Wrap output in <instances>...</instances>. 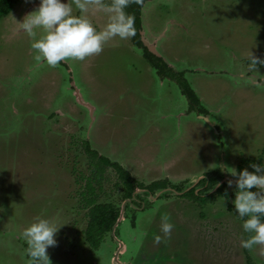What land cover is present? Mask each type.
<instances>
[{"label": "rangeland", "instance_id": "obj_1", "mask_svg": "<svg viewBox=\"0 0 264 264\" xmlns=\"http://www.w3.org/2000/svg\"><path fill=\"white\" fill-rule=\"evenodd\" d=\"M37 4L15 0L0 18V264H26L20 232L35 216L62 224L46 249L50 264H264L239 245L234 185L225 183L234 179L230 168L264 163V0L142 4V39L183 73L198 97L193 109L130 38L113 37L98 54L55 67L35 61L30 44L42 29L35 37L16 29ZM87 15L97 30L107 21L95 8ZM83 141L140 182L166 179L181 189L155 196L135 188L124 198L106 166L100 189L93 183L96 199L120 217L90 248L82 233L80 193L91 177ZM209 175L218 180L204 189L198 180ZM190 187L192 196L184 193ZM163 213L173 229L156 243Z\"/></svg>", "mask_w": 264, "mask_h": 264}, {"label": "clouds", "instance_id": "obj_2", "mask_svg": "<svg viewBox=\"0 0 264 264\" xmlns=\"http://www.w3.org/2000/svg\"><path fill=\"white\" fill-rule=\"evenodd\" d=\"M132 0H38V4L27 13L18 24L17 31L35 37V29H42V35L32 40L33 59L43 61L49 67L67 58L83 60L98 54L103 44L113 37L120 39L135 35L134 16L125 11ZM139 2V0H137ZM73 5L79 14H74ZM90 8L107 13L104 27L97 30L87 13ZM249 68L257 63L255 57L248 54ZM259 63L264 64V59ZM251 168L252 171H249ZM248 168L238 172L230 168L231 177L225 181L228 187L234 185V199L231 201L234 213L241 222L240 247L255 249L264 256V163H249ZM218 186V185H217ZM216 186V188H217ZM253 189V190H250ZM62 224L52 219L35 216L20 232L24 242L26 264H50L46 249L55 246L54 234ZM160 234L154 241L166 240L173 224L167 213L160 216Z\"/></svg>", "mask_w": 264, "mask_h": 264}, {"label": "trees", "instance_id": "obj_3", "mask_svg": "<svg viewBox=\"0 0 264 264\" xmlns=\"http://www.w3.org/2000/svg\"><path fill=\"white\" fill-rule=\"evenodd\" d=\"M144 1L145 0H139V2H137V0H132V2H130L127 8L125 9L126 12L132 14L135 18L134 25L136 28V33L134 36L130 37V39L136 45L143 49V56L145 57L147 62L155 68L158 75L168 76L170 79L174 80V82L178 85L180 92L188 99L189 108L193 109L197 105H199L198 97L195 91L190 87L183 73L181 71L174 70L162 59V57L149 51L147 46L144 45L141 40L140 30L142 29L140 10ZM14 2L15 0H0V18L10 12ZM106 2H109V0H106ZM198 111H204V108L199 106ZM83 147L84 150L91 157V160L89 161L91 177L87 178L83 186V192L80 193L82 197L81 206L84 207L86 210V223L82 233L85 241L87 242L90 248L96 249L100 245V243L103 241L104 235L111 230L112 225L118 217V210L110 201L100 202L96 199L97 194L95 192L93 183H97L98 189H100L101 178L103 176V171L105 170L106 166H110L116 173L118 182L114 183V185L121 186V192L124 198L131 197V193L134 191L135 188L144 189L148 193H153L154 191L159 190L161 188H165L168 185L169 187L181 189L180 185L168 183L166 179L152 180L148 183L140 182L119 163H117L116 161H110L103 155L97 153L95 150L90 148L88 141H83ZM97 159L105 161V167H103L104 164L100 165ZM244 161L250 162L252 160L246 158L244 159ZM217 180L218 177L216 175H209L206 178L204 177L199 179L198 183H201L205 189L206 187L212 186L214 183L217 182ZM220 188V185L217 186L216 193L220 191ZM193 190L194 187H190L184 193H187L189 194V196H192L194 195ZM197 193L199 194L200 192L197 191ZM243 250L248 258L247 249Z\"/></svg>", "mask_w": 264, "mask_h": 264}, {"label": "water", "instance_id": "obj_4", "mask_svg": "<svg viewBox=\"0 0 264 264\" xmlns=\"http://www.w3.org/2000/svg\"><path fill=\"white\" fill-rule=\"evenodd\" d=\"M140 35H141V40H142L143 44L147 46L148 50L151 51L152 53H154V54L157 55V53L152 49V46L149 45V44H146L145 41L142 39V30H140ZM196 181H197V179L195 180V182H196ZM191 185H192V184H191ZM191 185H190V186H191ZM215 186H216V185H215ZM215 186H214V187H215ZM166 189H167V190H170V187H169V188H161V189H159L158 192L155 193V196L158 195V194H159L160 192H162L163 190H166ZM173 192H174V191H173ZM152 196H153V195H152ZM119 217H120V213L118 214L117 219H118ZM117 219H116V220H117ZM120 246H121V243L119 244V247H120ZM115 253H116V251H115Z\"/></svg>", "mask_w": 264, "mask_h": 264}, {"label": "flooded vegetation", "instance_id": "obj_5", "mask_svg": "<svg viewBox=\"0 0 264 264\" xmlns=\"http://www.w3.org/2000/svg\"><path fill=\"white\" fill-rule=\"evenodd\" d=\"M148 193V192H147ZM149 194V193H148Z\"/></svg>", "mask_w": 264, "mask_h": 264}]
</instances>
